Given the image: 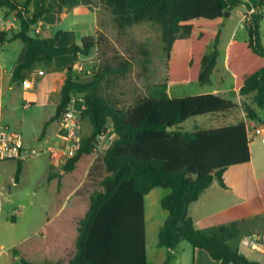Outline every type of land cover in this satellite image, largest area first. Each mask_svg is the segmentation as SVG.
<instances>
[{"label":"trees","instance_id":"obj_1","mask_svg":"<svg viewBox=\"0 0 264 264\" xmlns=\"http://www.w3.org/2000/svg\"><path fill=\"white\" fill-rule=\"evenodd\" d=\"M58 1L73 6L80 0ZM104 4L120 29L151 22L161 30L168 57L166 81L150 86L133 107L119 105L103 92V82L111 74L126 72L129 60L112 66L106 59L89 79L74 74L78 57H89L98 47L97 34L58 46V33L51 41L30 33L53 11L50 0H0L4 16L16 12L20 25L18 30H0V43L20 39L27 47L25 59L13 71L14 82L22 83L41 62L51 67L55 57L73 56L56 113L45 127L60 118L76 95L83 96V120L92 127L82 135L78 153L48 174L46 233L15 245L13 254L20 264H148L144 196L162 187L169 190L161 200L168 217L159 230L158 246L174 249L187 241L205 249L218 264H261L239 252L234 242L240 236L237 224L201 229L190 215L191 204L214 180L225 187L226 170L250 162L251 152L243 119L194 131L181 125L238 105L212 92L174 98L168 83L212 82L219 50L215 46L208 51L210 43L220 40L225 12L243 6L248 39L231 41L226 64L238 93L251 95L257 109L264 108L263 0H104ZM243 108L250 118H257L256 110ZM110 123L116 138L107 149L98 150L99 137ZM21 172L19 162L15 182ZM170 258L171 254L163 264Z\"/></svg>","mask_w":264,"mask_h":264},{"label":"crops","instance_id":"obj_2","mask_svg":"<svg viewBox=\"0 0 264 264\" xmlns=\"http://www.w3.org/2000/svg\"><path fill=\"white\" fill-rule=\"evenodd\" d=\"M50 5L53 7V11L44 15L38 23L33 26L32 30L35 29L36 32V30L39 29V32H36L37 35L45 33L43 38H46L49 41L53 40L56 33H58V46H68L73 43H81L84 37L96 35L99 30H102L98 23L100 10L98 0H80L73 6H64L58 0H50ZM237 9L240 10L245 22V8L242 6ZM89 10H92L96 16V24L93 27L94 33L89 32L90 26L88 23L84 21L82 22L76 17L70 19L66 28H62L58 31L52 29V26L65 23L72 11L78 15L87 13ZM0 16L5 18L6 21L12 23L13 27L11 29H19L20 25L18 19L12 20L11 16L5 17L3 12ZM11 29L5 30L10 31ZM32 30L30 32L31 34ZM234 38L237 39L235 32L231 35L227 44L228 47ZM246 39L247 38L239 40ZM13 41L0 43V46L2 44H11ZM2 50L7 53L5 48H2ZM21 53L19 60L12 64V69L8 67V58L6 55L0 54V123L11 128L10 123L3 122L5 114H7L9 119H14L17 123L20 122L19 125H15L21 128L26 144L30 147L52 146L58 144L62 133L58 119L49 122L46 127L45 123L56 113L61 98V89L65 83L67 69L72 63L73 56H57L54 58L51 67H48L43 62L37 64L33 69L26 73L25 80H31L34 85L33 88L26 89L23 86V82L18 83L12 80L15 66L22 62L26 57L27 47L25 43ZM80 57L82 56H79L78 59ZM78 59L73 65L74 70L80 66ZM227 70L233 76V84L223 86V76L220 83L217 82V84L213 85L211 82L212 88L204 93L212 92L218 94L232 100L238 105V108L225 112L226 115L229 116V123H235L242 119L244 120L246 111L243 106L248 105L256 110L258 114L257 118H254L253 121L256 124H264V117L259 116L260 110L259 108L257 109L252 96H242L238 93L235 87V77L228 68ZM39 71H44V74L40 75ZM21 85L24 89L23 99L28 102L23 105V112L19 117L16 113L19 108L16 99L17 93L8 96L7 104L4 102V96L7 93V86L8 90H15L16 86L20 87ZM227 93L232 96H227ZM56 96L59 97L54 98ZM75 97V106L78 109H83L84 105L81 96L76 95ZM51 107H54V109ZM262 110H264V108ZM30 125L32 126V129H29ZM115 138V133L111 132L109 135L110 141L106 144V147H108ZM253 142L258 144L256 151L257 156L255 157V152L251 148V143L250 162L229 167L224 174L226 183L225 187H223L217 180H214L200 198L191 204L190 215L195 220L197 226L201 229L214 226H226L231 223L237 224L240 236L239 239L236 238L234 242L238 244L239 252L250 260L264 264V167L261 165L264 162V142L258 137H256ZM256 161H258L259 164H257ZM19 162L22 166V172L19 182H15V175ZM245 164H249V166ZM41 166L45 167L44 177L46 181L50 171L61 168L59 167V163H53V161L50 160L48 154L29 156L24 160L8 159L0 161V264H20L19 257L13 254L12 248L27 238L35 235L29 234L22 239L17 240L16 231H27V229H25V227H17V218L15 217L14 211L11 209L12 205L17 202L16 198H18V195L21 194V191L18 190L19 186L23 184V181L28 177V174L32 171H38ZM247 168H249V170ZM38 188L39 187L35 185L32 193L37 197V201L42 200V208L45 211V220L42 222L41 226L45 231V225L47 224L46 204L48 181L45 186L44 196L43 194L38 193ZM158 188L159 187L153 188L144 196L146 252L148 264H163L169 254H171V258L168 264H218V262L214 260L205 249L195 248L187 241L181 242L174 249L158 246L159 230L168 217V211L165 218L156 223L153 216L155 204L154 199L156 197L162 200L169 193V190L166 188L167 191L161 189L160 191ZM155 193L157 196H155ZM31 203L33 204V200H31ZM36 213L38 214V212ZM31 227L32 225L29 224V227L26 228L30 229ZM37 230H39V228Z\"/></svg>","mask_w":264,"mask_h":264},{"label":"rangeland","instance_id":"obj_3","mask_svg":"<svg viewBox=\"0 0 264 264\" xmlns=\"http://www.w3.org/2000/svg\"><path fill=\"white\" fill-rule=\"evenodd\" d=\"M98 3L100 4L98 23L102 29L97 33L100 43L98 44V47L93 50L91 56H83L78 59L80 66L74 70V74L81 79H89L95 74L98 67L102 66L106 59L111 60L112 66L118 65L120 61L129 60L131 65L126 72L111 74L103 82V92L119 105L133 107L140 99L147 95L150 86H155L166 81L168 57L164 48V43L161 39L160 27L155 23L143 22L125 29H120L116 23L114 14L111 12L110 8L105 6L104 0H98ZM237 8L228 11L229 15L225 14L224 22L221 26L220 40L216 43H210L208 49V51H211L216 46L219 50L218 64L212 74L213 85L217 84V82L220 83L223 76V86L233 84V76L226 68L227 44L232 33L235 32L237 39H248V32L243 20L244 18H242L240 10ZM0 14H2V11H0ZM73 17L80 19L82 22L84 21L88 23L90 26L89 32L94 33L93 27L96 24V16L92 10L78 15L72 11L65 23L52 26V29L58 31L62 28H66L67 23H69L70 19ZM261 29L264 44V19L261 23ZM32 35H37L35 29L32 30ZM38 35L44 37L45 33ZM2 48H5L7 53L2 50ZM23 48L24 43L21 40H16L11 44H2L0 46V54L6 55L8 58L7 64L10 69H12V64L19 60ZM211 88V83H168V93L174 98L204 93ZM6 89L7 93L4 96L5 104H7L8 96L10 94L17 93L16 99L19 108L16 113L20 117L23 112V105L28 102L23 99V86H16L15 90H8L7 86ZM227 96L231 97L232 95L227 93ZM58 97L59 96H56L54 98ZM51 108L54 109V107ZM262 109H259L260 117H264V110ZM228 117L229 116H227L226 113L195 116L186 120L181 126L182 129L187 131L209 129L228 124ZM3 122L10 123L11 129L14 131H21V128L16 126L19 125L20 122L17 123L14 119H9L7 114H5ZM83 127L84 135L89 134L92 130L91 124L88 120L86 122L84 121ZM29 129H32L31 125L29 126ZM257 145L258 144L255 142L251 144V148L255 152V157L257 156ZM256 163L259 164L258 161H256ZM245 165L249 166V164ZM261 165L264 167V162ZM59 167H62V165ZM247 169L249 170V168ZM44 174L45 167L41 166L38 171H32L28 174V177L25 178L23 184L18 188V190L21 191V194L16 198L17 202L12 205L11 210L14 211L15 217L17 218V227H25L27 231H16L17 240L22 239L29 234L44 235L46 233L41 226L42 222L45 220V211L42 208V200L37 201V197L32 193L35 185H37L39 187L38 193L43 194V196L45 195L44 191L47 181ZM158 189L167 191L165 188L161 187ZM155 196H157L156 193ZM31 200H33V204L31 203ZM154 201L153 216L157 223L159 220L165 218L167 210L162 207L161 199L155 197ZM36 212H38V214ZM29 224L32 225L30 229L26 228L29 227ZM36 228H39V230ZM68 243H71L70 238L68 239Z\"/></svg>","mask_w":264,"mask_h":264},{"label":"built area","instance_id":"obj_4","mask_svg":"<svg viewBox=\"0 0 264 264\" xmlns=\"http://www.w3.org/2000/svg\"><path fill=\"white\" fill-rule=\"evenodd\" d=\"M10 16L12 20L18 19L16 12H13ZM12 27L11 22L0 16V30L11 29ZM36 32L38 33L39 29ZM39 74L43 75L44 71H39ZM23 86L26 89H31L34 85L31 80H24ZM81 98L84 109L85 101L83 96ZM75 99L74 96L58 119L62 133L60 142L52 146L30 147L26 144L22 132L14 131L9 126L0 123V161L8 159L24 160L29 156L48 154L53 163L63 165L74 157L81 148L83 135V109H78L75 106ZM253 120L247 113L245 114L244 122L248 141L251 144L258 137L264 142V124H256ZM111 132L115 133L112 123L108 126L104 135L99 137L96 149L101 151L107 149L106 144L110 141L109 135Z\"/></svg>","mask_w":264,"mask_h":264},{"label":"water","instance_id":"obj_5","mask_svg":"<svg viewBox=\"0 0 264 264\" xmlns=\"http://www.w3.org/2000/svg\"><path fill=\"white\" fill-rule=\"evenodd\" d=\"M225 14H226V15H229V12L227 11V12H225Z\"/></svg>","mask_w":264,"mask_h":264}]
</instances>
